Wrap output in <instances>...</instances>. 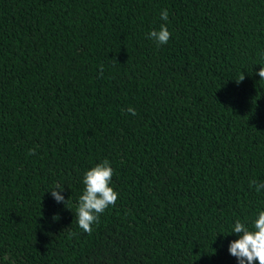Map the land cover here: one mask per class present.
I'll list each match as a JSON object with an SVG mask.
<instances>
[{"label": "trees", "instance_id": "1", "mask_svg": "<svg viewBox=\"0 0 264 264\" xmlns=\"http://www.w3.org/2000/svg\"><path fill=\"white\" fill-rule=\"evenodd\" d=\"M262 66L264 0H0V264H238L232 226L264 211ZM104 159L118 199L88 235Z\"/></svg>", "mask_w": 264, "mask_h": 264}, {"label": "clouds", "instance_id": "2", "mask_svg": "<svg viewBox=\"0 0 264 264\" xmlns=\"http://www.w3.org/2000/svg\"><path fill=\"white\" fill-rule=\"evenodd\" d=\"M160 16L163 21H168L169 13L165 9L161 11ZM148 36L158 45H165L168 43L171 33L166 24H161L159 30L151 31ZM258 75L261 80H264V66L260 68ZM243 79L244 75L237 82ZM127 112L133 116L136 115V110L132 107H129ZM34 154L35 149H30L29 155ZM113 174V169L107 159L84 173L82 180L84 190L78 198L76 219L79 228L88 235L92 234V226L99 223L101 214L109 206H115L118 199V193L110 186ZM249 187H254L259 193L264 190V183L250 180ZM56 189H60V191H56ZM50 191L56 202L67 203L68 200L65 201L64 196L61 195L63 185L58 183ZM231 233L237 234L238 239L230 242L228 251L237 258L238 264H255L257 261L258 264H264V211L258 212L251 229L237 219L232 226Z\"/></svg>", "mask_w": 264, "mask_h": 264}]
</instances>
